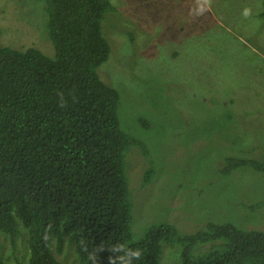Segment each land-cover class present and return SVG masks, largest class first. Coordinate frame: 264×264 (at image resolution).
<instances>
[{"label":"trees","instance_id":"obj_1","mask_svg":"<svg viewBox=\"0 0 264 264\" xmlns=\"http://www.w3.org/2000/svg\"><path fill=\"white\" fill-rule=\"evenodd\" d=\"M39 2L52 53L3 44L0 28V264H69L66 252L70 264H264L261 228L208 221L187 232L161 221L135 237L126 158L133 144L149 148L123 129L121 94L99 72L112 55L104 23L117 7ZM244 166L264 175V152L227 155L220 170Z\"/></svg>","mask_w":264,"mask_h":264},{"label":"rangeland","instance_id":"obj_2","mask_svg":"<svg viewBox=\"0 0 264 264\" xmlns=\"http://www.w3.org/2000/svg\"><path fill=\"white\" fill-rule=\"evenodd\" d=\"M111 2L112 55L99 72L121 94L123 129L149 148L133 144L126 158L135 237L161 221L187 232L208 221L264 229V206L243 204L264 201V175L220 170L227 155L264 152V0ZM46 19L39 0H0L1 43L52 53Z\"/></svg>","mask_w":264,"mask_h":264}]
</instances>
